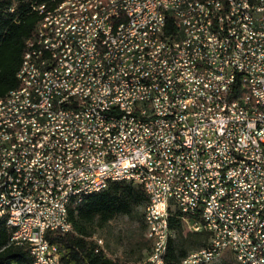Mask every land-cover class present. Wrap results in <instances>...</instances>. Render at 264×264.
<instances>
[{
	"label": "built area",
	"instance_id": "built-area-1",
	"mask_svg": "<svg viewBox=\"0 0 264 264\" xmlns=\"http://www.w3.org/2000/svg\"><path fill=\"white\" fill-rule=\"evenodd\" d=\"M152 2L164 3L112 2L107 24L97 15L89 19L90 35L74 39L78 54L44 66L40 95H16L2 105L15 114L20 104H33V113L49 106L39 121L25 115L19 128H27L26 137L0 138V200L1 190L10 189L0 213L10 214L9 236H28L30 264H61L59 246L38 235L40 212H48L50 231L64 232L65 196L74 202L75 194L83 199L111 181L139 184L147 197L144 236L156 247L142 264H167L175 210L184 232L207 235L206 245L189 250L180 264H212L226 252L240 264H264V253H253L264 246V0H213L207 21L198 18L196 0H177L164 16L152 14ZM122 18L129 26L114 34ZM227 21H246L248 30L227 28ZM165 23H173L174 33L163 57L120 66L127 53H140L132 52L138 39L150 42ZM189 24H199L207 38L189 34ZM212 27L221 30V43H213ZM59 42L54 36L43 48ZM103 58L118 63L117 74L95 71ZM35 69H23L20 83L35 82ZM68 93L84 94V101L65 105ZM8 167L16 168V188L6 184ZM148 220L155 228H147Z\"/></svg>",
	"mask_w": 264,
	"mask_h": 264
},
{
	"label": "bare ground",
	"instance_id": "bare-ground-1",
	"mask_svg": "<svg viewBox=\"0 0 264 264\" xmlns=\"http://www.w3.org/2000/svg\"><path fill=\"white\" fill-rule=\"evenodd\" d=\"M161 2H152V14L156 16H164V12L172 11V4L177 0H162ZM121 6L130 3H140L141 0H63L57 6L51 9H45L43 5L36 8L42 17L36 24L33 34L25 41V50L22 54L21 64L17 70L16 76L20 83L22 70L26 68L35 69V82L20 83L19 87L11 89L4 96H0V138L3 135L17 133V137H26L27 128H19V125L27 124L28 120L39 121L45 114L49 113V106H40L36 113H33V104H20L19 114L3 111V104L11 103L16 95H25L26 97H36L45 89L46 69L44 66L52 64V60H63L68 53L78 54L79 45H74V39H86L90 35L89 19H94L99 15L100 24H107L108 16L111 15L110 5ZM213 4V0H196L197 14L200 21H207L209 18V7ZM103 12V14H101ZM66 17V18H64ZM58 18H64L63 22L58 25H50V29H41L37 33L40 25L54 22ZM74 18V19H72ZM125 26H129V18H122V22H118L114 26V34L125 32ZM82 27V28H81ZM227 28H238L240 30H248V22L246 21H227ZM189 34H197V38H207L206 30H199V24L188 25ZM174 25L173 23H165L158 31H153L151 41L147 39H138L132 45V52L120 59V66H131L140 60H150L153 57H163L168 52V42L173 39ZM210 35L213 43L222 42V32L219 27L210 28ZM54 36H61V41L56 46L44 47L45 42ZM100 48H107V41H100ZM40 65V66H39ZM108 70L110 74H117L118 63H110V58H103L102 62L95 64V71ZM47 90H54V83H47ZM84 101V94L68 93L65 97V105H72L73 102ZM53 112H60V105H53ZM15 123H12L14 122ZM10 124V125H5ZM0 146H4V139H0ZM26 163H33V155H26ZM16 168L8 167L6 184L8 188H16ZM92 193H87V195ZM87 195H84L87 196ZM10 199V189L1 190L0 207L2 200ZM84 199V198H83ZM82 194H75L74 202L72 196H65L64 206L61 210V220L68 229L64 232L73 230L72 224L68 218L69 211L83 201ZM0 220L9 227L10 214L0 213ZM147 228H155V220L147 221ZM50 231L48 212H40L38 235L42 236L43 242H49L46 239V233ZM100 240L101 238L95 237ZM153 239H160V232H153ZM9 241L13 244L24 245L28 250V236L26 235H10ZM149 249L156 247V240H148ZM253 253H264V246H253Z\"/></svg>",
	"mask_w": 264,
	"mask_h": 264
},
{
	"label": "trees",
	"instance_id": "trees-1",
	"mask_svg": "<svg viewBox=\"0 0 264 264\" xmlns=\"http://www.w3.org/2000/svg\"><path fill=\"white\" fill-rule=\"evenodd\" d=\"M62 1L0 0V96L20 86L16 73L25 50V41L32 36L42 17L33 7L43 5L45 9H51ZM146 202L141 185L111 181L104 190L85 196L81 204L70 209L68 218L73 228L71 232L48 231L46 239L59 246L61 264H132L129 260L109 257L103 246L100 248L96 244L93 235L118 215H136L137 207ZM169 227L174 230V236L168 240L167 264H180L189 250L207 243V235L203 232H184L176 210L169 215ZM9 234L8 227L0 220V264H30L31 257L26 246L11 243ZM143 244L145 259L149 250L148 240L144 239ZM219 264L240 263L233 257H226Z\"/></svg>",
	"mask_w": 264,
	"mask_h": 264
},
{
	"label": "rangeland",
	"instance_id": "rangeland-1",
	"mask_svg": "<svg viewBox=\"0 0 264 264\" xmlns=\"http://www.w3.org/2000/svg\"><path fill=\"white\" fill-rule=\"evenodd\" d=\"M143 206L137 207V214L130 217L118 215L110 220L103 228L97 229L94 237L101 238L103 249L107 255L114 259L129 260L132 264H140L146 253L144 239V224L142 221ZM232 257L228 252L222 258ZM137 260L138 262H135Z\"/></svg>",
	"mask_w": 264,
	"mask_h": 264
}]
</instances>
